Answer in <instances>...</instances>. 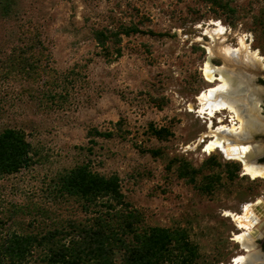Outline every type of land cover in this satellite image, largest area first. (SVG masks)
Returning a JSON list of instances; mask_svg holds the SVG:
<instances>
[{"label":"rangeland","instance_id":"1","mask_svg":"<svg viewBox=\"0 0 264 264\" xmlns=\"http://www.w3.org/2000/svg\"><path fill=\"white\" fill-rule=\"evenodd\" d=\"M1 6L0 71L11 54L40 60L30 74L19 68L14 77L0 76V130H22L34 148L33 165L0 179V243L14 232L44 234L66 229L68 220L106 215L107 198L96 200L87 212L83 198L62 195L54 187L61 175L88 164L101 175L120 177L124 202L142 218L139 233L153 226L186 229L199 247L197 264H227L247 255L233 239L240 232L236 222L225 213H242L247 204L264 200V178L241 176V160L204 151L210 126L220 125L198 113V97L213 85L204 66L214 24L226 29V44L239 47L244 36L264 57V0H230L233 14L207 0H15L8 15ZM131 25L156 34L123 36L120 57H107L92 36L93 29ZM211 62L223 66L225 59L219 54ZM249 74L264 120V60ZM119 120L124 123L117 132ZM152 124L168 127L171 136L157 139ZM94 128L115 135H91ZM251 143L264 148V123ZM212 155L226 168L240 166L233 180L223 168L205 170L208 177L222 173L212 192L180 179L177 164L168 167L175 158L198 167ZM204 180L199 175L198 185ZM121 209L117 205L110 211L115 224L129 212ZM263 242L262 235L257 239L260 262ZM43 255L42 248L34 249L27 264H40Z\"/></svg>","mask_w":264,"mask_h":264},{"label":"trees","instance_id":"2","mask_svg":"<svg viewBox=\"0 0 264 264\" xmlns=\"http://www.w3.org/2000/svg\"><path fill=\"white\" fill-rule=\"evenodd\" d=\"M214 7L223 12L233 14L230 0H207ZM1 10L7 14L10 12L15 0H0ZM156 34L153 30L141 31L136 25L121 26L116 31L105 29H93L92 36L97 45L107 57L116 54L122 55L121 43L123 36H131L135 33ZM29 46L28 48H30ZM40 59L27 56L22 58L11 54L1 63L0 76L14 77L19 68L27 73L35 69V61ZM27 74H30L29 72ZM264 84V79L262 80ZM123 120L116 122L117 132L123 127ZM151 134L159 140H166L171 136L168 127L151 126ZM91 135L111 138L112 131L100 132L94 128ZM161 150L153 152L158 156ZM34 148L26 138L22 130L5 128L0 130V179L21 172L33 165ZM177 164V176L187 184L202 190L204 193L212 192L221 181L222 173L208 177L205 170L211 168H223L227 177L233 180L240 170L239 164H220L216 156L212 155L200 166H193L185 158L173 159L168 167ZM225 167V168H224ZM225 169V170H224ZM201 175L204 182L197 183ZM62 195L78 196L84 199L87 212L98 199L107 198L106 215L102 213L95 217L87 218L85 222L68 220L67 228L48 230L44 234H20L12 233L10 237L0 243V264L6 261L9 264H27L33 250L42 248L44 255L40 264H197L200 251L197 244L190 240L188 231L184 228H169L153 226L146 232L137 231L141 221L139 214L130 209L131 205L124 202V193L117 174L104 176L92 171L88 164L75 166L69 172L61 175L54 186ZM114 201L113 203H109ZM119 205L126 214L120 224H115L110 219L112 210ZM121 227L120 229H116ZM69 237V238H68ZM264 250V242H263Z\"/></svg>","mask_w":264,"mask_h":264},{"label":"bare ground","instance_id":"3","mask_svg":"<svg viewBox=\"0 0 264 264\" xmlns=\"http://www.w3.org/2000/svg\"><path fill=\"white\" fill-rule=\"evenodd\" d=\"M214 26L217 28L208 30L211 41L208 43L209 56L204 66L206 80L213 85L199 95L202 106L198 113L210 120L212 125V118L222 110H227L239 123L223 126L224 122L219 120L220 126L217 129L210 126L207 135L210 141L204 151L208 154L220 151L226 159H239L244 164V175L252 179L264 178V165H257L255 161L264 148L259 143H251L252 133L261 128L264 120L258 114L260 99L253 92L249 80L250 70L260 65L264 57L258 50H252L244 36L239 40V47L234 48L226 44V29L220 23ZM219 54L225 59L223 66L211 62L212 58ZM225 215L233 217L240 230L234 234L233 239L247 251V255L238 254L227 264H264V261L259 260L261 254L257 244V239L264 232V200L259 199L255 204H247L242 213L231 211Z\"/></svg>","mask_w":264,"mask_h":264},{"label":"built area","instance_id":"4","mask_svg":"<svg viewBox=\"0 0 264 264\" xmlns=\"http://www.w3.org/2000/svg\"><path fill=\"white\" fill-rule=\"evenodd\" d=\"M224 111H227V110H222L221 112L216 114V117L212 118L213 124H214V120H216L217 122H218V120H222L224 122L223 126H232V123H235L236 125H238V123H239L238 120H234V118L230 114H228V116L227 115L222 116L221 114H223ZM225 120H226V122H225ZM219 125H220V122H218V124L215 127H217ZM208 155H210V154H208ZM227 160H229V159H227ZM240 174H241V176H243L242 172H240Z\"/></svg>","mask_w":264,"mask_h":264},{"label":"flooded vegetation","instance_id":"5","mask_svg":"<svg viewBox=\"0 0 264 264\" xmlns=\"http://www.w3.org/2000/svg\"><path fill=\"white\" fill-rule=\"evenodd\" d=\"M263 86H264V84H263ZM261 130H263V128L261 129ZM260 130V131H261ZM258 163H262V164H264V151L262 152V154L261 155H259L258 156V159L256 160Z\"/></svg>","mask_w":264,"mask_h":264},{"label":"water","instance_id":"6","mask_svg":"<svg viewBox=\"0 0 264 264\" xmlns=\"http://www.w3.org/2000/svg\"><path fill=\"white\" fill-rule=\"evenodd\" d=\"M257 159H258V157H257ZM256 159V160H257ZM262 164V163H261ZM259 210H260V208H259ZM263 236H264V232H263ZM258 248L260 249L261 248V246L260 245H258ZM263 253V252H262ZM263 255V254H262ZM264 256V255H263Z\"/></svg>","mask_w":264,"mask_h":264},{"label":"clouds","instance_id":"7","mask_svg":"<svg viewBox=\"0 0 264 264\" xmlns=\"http://www.w3.org/2000/svg\"><path fill=\"white\" fill-rule=\"evenodd\" d=\"M243 166V165H242ZM242 169H243V167H242ZM242 172V171H241Z\"/></svg>","mask_w":264,"mask_h":264}]
</instances>
